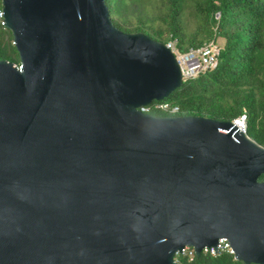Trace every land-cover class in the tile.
<instances>
[{"label": "water", "instance_id": "1", "mask_svg": "<svg viewBox=\"0 0 264 264\" xmlns=\"http://www.w3.org/2000/svg\"><path fill=\"white\" fill-rule=\"evenodd\" d=\"M0 264H176L226 238L264 264V146L239 126L139 110L183 86L164 42L106 0H2Z\"/></svg>", "mask_w": 264, "mask_h": 264}, {"label": "trees", "instance_id": "2", "mask_svg": "<svg viewBox=\"0 0 264 264\" xmlns=\"http://www.w3.org/2000/svg\"><path fill=\"white\" fill-rule=\"evenodd\" d=\"M106 4L114 24L125 32H142L164 43L177 39L180 52L210 41L221 46L216 68L184 80L167 98L150 104L149 113L223 121L246 116V134L264 146V0H106ZM1 13L2 0L0 60L18 64L13 35ZM164 103L179 110L167 112L159 107ZM184 264L245 263L223 253L202 254Z\"/></svg>", "mask_w": 264, "mask_h": 264}, {"label": "built area", "instance_id": "3", "mask_svg": "<svg viewBox=\"0 0 264 264\" xmlns=\"http://www.w3.org/2000/svg\"><path fill=\"white\" fill-rule=\"evenodd\" d=\"M219 17V14L217 15ZM168 48H170L175 54L178 64L182 70V76L184 80L194 79L201 73L216 68L219 63V54L221 51V46L214 41L205 43L202 46L190 47L185 52H180L178 50L177 39H172L166 43ZM159 107L167 112L172 114L176 113L179 108L177 106L171 107L168 103L160 104ZM139 110L143 113L150 112V106H142ZM240 123L244 131L247 130L246 116H242ZM239 121V120H238ZM217 252H215V247H204L202 254L209 255H220L223 253L231 254L234 256V250L231 245L228 243L226 238H220L217 244ZM180 251H177L175 254L176 264H184V261H193L195 259L196 252L193 247L186 246Z\"/></svg>", "mask_w": 264, "mask_h": 264}, {"label": "rangeland", "instance_id": "4", "mask_svg": "<svg viewBox=\"0 0 264 264\" xmlns=\"http://www.w3.org/2000/svg\"><path fill=\"white\" fill-rule=\"evenodd\" d=\"M193 28H194V23H191V25H190V30H192ZM155 103H156V102H155ZM240 118H242V116H241ZM240 118H238V119H236V120L241 121L242 119H240Z\"/></svg>", "mask_w": 264, "mask_h": 264}, {"label": "bare ground", "instance_id": "5", "mask_svg": "<svg viewBox=\"0 0 264 264\" xmlns=\"http://www.w3.org/2000/svg\"><path fill=\"white\" fill-rule=\"evenodd\" d=\"M165 44H166V43H165ZM188 80H189V79H188ZM238 124H239V126L242 128V130H244L243 127H242V123L238 122Z\"/></svg>", "mask_w": 264, "mask_h": 264}]
</instances>
